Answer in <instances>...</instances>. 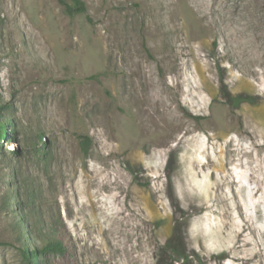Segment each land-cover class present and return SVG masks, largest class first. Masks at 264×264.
Listing matches in <instances>:
<instances>
[{"label":"rangeland","instance_id":"374dc122","mask_svg":"<svg viewBox=\"0 0 264 264\" xmlns=\"http://www.w3.org/2000/svg\"><path fill=\"white\" fill-rule=\"evenodd\" d=\"M82 1L0 0V264H264V0Z\"/></svg>","mask_w":264,"mask_h":264},{"label":"trees","instance_id":"16d2710c","mask_svg":"<svg viewBox=\"0 0 264 264\" xmlns=\"http://www.w3.org/2000/svg\"><path fill=\"white\" fill-rule=\"evenodd\" d=\"M58 2L61 5L63 11L69 16L83 13L86 10L85 3L82 0H58ZM5 107H8V104L0 107V113L1 111H4ZM3 130L4 125L3 122L0 121V137L2 136ZM36 140V143H33V149L34 153L39 157L44 154L43 148L47 145V142L43 141L41 136H38ZM23 251L25 253V256L29 254L25 248L23 249ZM45 252L57 253L61 256H64L68 253L67 243L63 239H57L55 236H53L52 238L49 237V239L47 238L43 241V244L41 246L34 247L32 253L34 256H37V258L40 259ZM30 261L32 263L38 262L33 258Z\"/></svg>","mask_w":264,"mask_h":264},{"label":"bare ground","instance_id":"6f19581e","mask_svg":"<svg viewBox=\"0 0 264 264\" xmlns=\"http://www.w3.org/2000/svg\"><path fill=\"white\" fill-rule=\"evenodd\" d=\"M227 130V129H226ZM225 151V150H224ZM231 151V150H230ZM200 159V158H199ZM212 159V158H211ZM213 163V162H212ZM214 164V163H213ZM189 175V174H188Z\"/></svg>","mask_w":264,"mask_h":264}]
</instances>
